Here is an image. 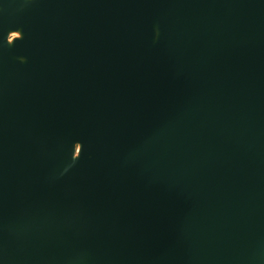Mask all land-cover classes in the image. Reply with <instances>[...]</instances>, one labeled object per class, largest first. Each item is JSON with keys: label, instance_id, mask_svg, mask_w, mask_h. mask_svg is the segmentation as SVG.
<instances>
[{"label": "water", "instance_id": "obj_1", "mask_svg": "<svg viewBox=\"0 0 264 264\" xmlns=\"http://www.w3.org/2000/svg\"><path fill=\"white\" fill-rule=\"evenodd\" d=\"M0 264H264V0H0Z\"/></svg>", "mask_w": 264, "mask_h": 264}, {"label": "bare ground", "instance_id": "obj_2", "mask_svg": "<svg viewBox=\"0 0 264 264\" xmlns=\"http://www.w3.org/2000/svg\"><path fill=\"white\" fill-rule=\"evenodd\" d=\"M13 36H14V34H13Z\"/></svg>", "mask_w": 264, "mask_h": 264}]
</instances>
